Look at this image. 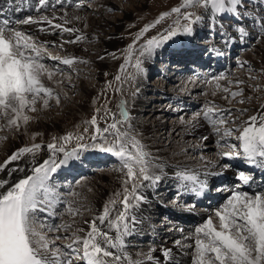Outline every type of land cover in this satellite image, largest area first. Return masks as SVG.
<instances>
[{
    "label": "rangeland",
    "instance_id": "obj_1",
    "mask_svg": "<svg viewBox=\"0 0 264 264\" xmlns=\"http://www.w3.org/2000/svg\"><path fill=\"white\" fill-rule=\"evenodd\" d=\"M263 1L264 0H243V4L238 7V15L227 14L213 16L204 5L184 8L182 6V0H77V6L75 7V5H72L69 8H71L70 10L76 9L77 11H73L79 12L81 20L85 21L83 31L89 34L96 33V38L84 37L81 39V46L87 50V52L83 53V56H87V60L82 61L79 59L78 61H74L71 65L63 64L60 60L49 59L48 54L53 57L64 58V54L62 53L63 50L60 46L56 45L54 42L39 40L34 32L23 27L20 31L27 36H31L33 41L38 45L42 44L46 48V52L42 53V62L45 63L48 68L53 69L54 73L57 74L56 76L66 77L70 82L64 87L58 86L57 90L53 92L54 96L58 95L60 98L59 107H61V110L66 108L65 106L73 105V102L69 100H73L78 104L82 100L86 102L85 106L81 107L85 109L86 113H84V115H81L82 112L79 109L77 111H79L80 114H78L79 112H76L75 109L74 115L71 118L68 117V119L62 121V112H57L56 114L52 113L55 122H64V126H62L63 129L55 130L54 133L49 134L45 139L41 140V137H39L38 141L34 139L36 142L32 139H27L28 141H26L30 144L28 143V146H26L31 147L35 144L41 145V148L36 151L35 155L45 158L47 152L44 149H46V146L50 143H55L57 148L63 146L66 151L72 150L78 144L91 145L92 141L90 137L95 134V126L90 125L88 122L95 116L97 125L104 128L113 122V116L116 120L123 121L125 118L120 115L121 109L119 106L124 103V110L126 112L130 111L131 114L128 115L126 122L123 123L124 126L122 127L123 124H118V128H120L121 131H126L129 138L134 137L138 140L143 145V149L146 152V150L148 151L149 149L146 148L147 145L144 137L139 130L142 131L145 128L153 129L156 124H161L162 131L169 132L176 121L184 119L188 122L194 116L204 119L203 116L207 110V106L217 110L214 112V114L219 115L216 116L217 120L224 119L226 121L223 125H218L220 127L218 136H223L222 134L225 130H231L232 134L230 136H224L221 140L220 138L216 140L215 137V139H211L210 143L202 144L196 142L193 136L189 137V140L180 139L178 130H171V134L168 135H172V138L175 139L173 143L170 145L172 140L166 137L160 139L158 144L162 146V148L167 149L170 147L180 148L182 146H189L191 150L188 155H190L189 158L192 160L202 159V155L203 159L207 161H212L220 157V161L229 167V158L222 155V153L233 151V157L236 156L235 152H240L241 155L243 154L242 147L240 146L241 142L238 137L242 133L246 123L250 120V117L256 116L258 111L264 107V28L261 27L262 23H264ZM56 2L60 3L62 0H57ZM102 2H109V5L98 6ZM67 3L68 0H65L63 6H67ZM177 7L181 8L182 14L177 15L173 13L165 19H160L164 13H171L172 9ZM60 9L65 8L60 7L51 10L56 11ZM45 12L37 16L43 15ZM188 12L192 13L193 19L197 16L201 17V19L191 25V34H184L182 31H178L176 36L163 44L167 50L173 49V51L162 52L165 48L159 47L155 49L154 54L151 56L139 55V50L142 49L149 40L159 37L168 29H177L188 24V21L185 20L183 16V14ZM127 15H129V17H127ZM212 17L218 20V28L214 27L215 19ZM158 20L160 22L156 23ZM121 24H124V26L118 31V26ZM149 25L154 26L150 27L147 32L140 35L139 39H137L138 34ZM240 27L246 29L247 35L240 36L238 34V28ZM44 35L47 37L61 38L67 41V34H63L57 30L50 34L42 33V36ZM118 36L122 43L121 41H117ZM120 36L124 38H120ZM185 42H190L191 45L194 46L197 45L200 49H196V52L193 54L183 51L185 49H195V47L188 48L183 46ZM106 44L108 46L112 44V46L108 47ZM130 45H135L136 52L131 63L126 66L124 72H121L120 68L121 65L125 64L127 55L126 50ZM113 54L115 55L113 56ZM195 54H200V56H194ZM136 59L142 62V72L136 71ZM204 60H206V62ZM178 62H183V67L177 69V71H173V73L169 71V69H171L170 67L179 64ZM214 63L220 64V66H217L220 70L213 71ZM111 68L116 69V71H113ZM202 73H206V75L202 76ZM137 74H139L144 81L141 90H139L137 81L134 78V75ZM117 75L121 77L120 80L115 79ZM221 79L228 87V92H231L229 93L230 96L226 95L228 96L226 98L221 95L222 93H214L218 96L216 97L217 101L209 103L208 98L210 97V92H208V89L211 86L213 87L214 83ZM82 83L91 88L93 93L88 100L84 99L82 96ZM201 83L207 84H203L205 87L203 86L202 90H199V88H201L199 86ZM226 86L223 85V89L227 88ZM215 87H217V85ZM232 93H242V95L233 96ZM136 98L137 100L139 99L140 102L138 105L137 103L132 104V100ZM241 101L244 102L241 103ZM49 104L51 111H54L56 108L54 107L55 100L51 99ZM106 109L108 110L107 115ZM34 114H36V112L26 109V115L30 117V122L34 120ZM75 117H79L78 120ZM42 118L43 117H40V119ZM5 125L6 120L0 118V128L3 129V131L0 132L4 134L7 133V127ZM85 129H87V131H85ZM160 133H155L154 136L159 137ZM68 134H72L73 137L83 135L84 139L82 141H77L74 138L70 142L65 143L63 137ZM2 138L5 141L3 147L5 148L10 139L7 137ZM225 138L228 140H224ZM97 142H99V138ZM231 145H236V148L232 149L230 147ZM129 150L135 151L131 143H129ZM82 152L83 154L82 156L80 154L79 159H81L83 155H91V153H94V155L97 156L95 158L98 159L84 161L77 170L72 169V172H67L65 170L71 167V165H74V162L77 163L76 160L79 159L70 160L67 166H62L57 169L59 172L60 169L65 171L61 172L60 176H56L55 173H52L50 184L60 185L56 187L55 191L57 196H60L57 200L58 203L61 204L62 198L63 204L56 210L55 216L50 219L53 221L52 224H50V221H47L48 219L46 216L38 214L43 226H37L38 231L43 232L47 237L49 236L48 234H52L55 231L60 232L57 236L61 238L56 241L60 242L59 247L68 253V258L72 259L73 264L86 263L84 259L80 260V258H77L75 252H71L72 250L70 251V249L65 247L68 244H72L74 233L76 232L74 229L72 230L68 222L74 221L78 226H82L84 219L91 217V214L89 212H83L84 215L77 217L75 213L69 212L70 202L73 200H75L76 203L82 201L84 205H89L90 200L88 196L95 195L92 183H95L100 175L107 174L106 176L111 178L110 187L107 188L102 182L96 183L103 189H110L118 184L117 179L112 175L119 178L121 169H124L123 172L125 173L127 171L123 165L119 166V159L117 160V158L110 153L101 152L91 147L87 152ZM61 156H63V153H56L57 161H59ZM100 156L104 157L101 159ZM119 162L121 161L119 160ZM163 164L169 166L176 163ZM242 172L244 173L245 171L242 170ZM209 173L210 172H207V175H209ZM138 175L137 169V176ZM125 176L128 179L127 175ZM172 176L173 173L168 170L161 174V179L155 184L156 191L153 192V198H156L155 201H157L156 203L158 204L152 207L150 213L147 214L141 222L140 227H136L129 235V242H127L128 247L126 246V248L132 251L137 250L138 252H142L151 246H163L169 240L176 242L175 237H182L186 234V231L190 232L195 230L196 232L198 228L203 227L202 223L199 226L196 218L191 219L189 221L190 224L186 225L182 222V219H178L175 213L169 217V209L176 212L179 210L185 211L181 201L177 200L178 195L174 192L169 194V188L166 190L164 189L166 186H170L171 188L175 187V185L172 184L173 181H171L173 178ZM238 179L237 177L235 182H238ZM138 182L144 183V181L137 179L135 183L138 184ZM61 185H63V187H61ZM217 185L218 184L212 186L213 191L217 188ZM228 186L229 184L225 185L220 191H217L218 194H220L218 199H221L219 203H227L230 197ZM75 187L76 189H78V187L82 189L85 188L86 192L84 198H81L78 193L74 196ZM243 192L246 191L243 190ZM252 194L254 193H249V195ZM122 199L123 196L120 197L115 194L110 201H116V203L111 204L110 201L108 203L110 206L118 207V210L121 207L122 210L123 206L120 203ZM130 203L133 204L134 200L130 199ZM154 207H156L157 210H153ZM195 208H197L196 210L198 212H201L199 211L200 209L198 210L200 207L196 206ZM187 213V217H194V213L188 211ZM44 217L47 220L44 219ZM209 218L212 219L213 224L216 226L217 224L212 218V215L209 216ZM192 220L194 221L192 222ZM49 229H51V231H49ZM57 229L59 230L57 231ZM134 234L138 235L137 239L132 237ZM73 248L80 249L79 255L82 256L83 252L81 245L73 244ZM168 262L169 261H167V264H174L173 261V263ZM176 263L177 261H175V264Z\"/></svg>",
    "mask_w": 264,
    "mask_h": 264
},
{
    "label": "snow or ice",
    "instance_id": "obj_2",
    "mask_svg": "<svg viewBox=\"0 0 264 264\" xmlns=\"http://www.w3.org/2000/svg\"><path fill=\"white\" fill-rule=\"evenodd\" d=\"M41 5H45L47 0H39ZM243 4V0H182L184 8L204 5L213 16L220 15H238V7ZM180 15L181 8L172 9L171 13H164L161 20L172 14ZM188 24L181 28L168 29L159 37L153 38L139 50V55L151 56L155 49L162 47L164 43L177 35L178 31L184 34H191V25L201 19V17L192 18V13L183 14ZM50 25L52 20L48 17H42ZM55 19V17H53ZM78 19V17H77ZM25 23L33 22L28 18ZM160 21H156L159 23ZM65 23L70 21L65 20ZM145 27L140 35L147 32L150 27ZM55 28H61V24H55ZM264 28V23L261 25ZM64 31L73 32L76 29L64 28ZM240 36L247 35L246 29L238 28ZM83 39V37H78ZM74 42V41H73ZM46 52L44 45H38L32 41L31 36H26L22 31L16 30L10 22L4 20L0 22V118H6V126L10 129H18L23 121L27 124L30 117L25 114L28 109L35 112V105L42 101L44 108L49 106L51 99L58 105L60 98L53 95V90L47 87L43 82V77L51 80L54 70L42 62V53ZM136 52L135 45H130L126 50L125 64L121 65L120 71L124 72L126 66L131 63ZM115 54H113L114 56ZM49 59L60 60L61 63L71 65L73 58L53 57L48 54ZM142 62L139 59L135 61L137 72H142ZM223 78V77H220ZM116 80H120L119 75ZM219 87V85H217ZM224 91H228L227 88ZM233 96L242 95V93H232ZM244 101H241L243 103ZM120 115L125 119L116 120L113 116V122L106 127L101 128L97 125V119L92 117L88 123L95 126V134L90 139L91 145L78 144L71 151L61 146L57 148L55 143H50L47 147L51 156L45 159L39 165L33 164L31 172L15 180H11V174L14 172L24 173L23 167H13L4 174L7 165L18 161L25 155L35 156L36 151L41 145L35 144L31 147H23L12 153L8 159L0 163V264H73L72 259L68 258V253L60 247H53L55 240H49L37 226H43L38 213H47L54 215L51 209L58 200L54 191V186L50 184L51 175L62 166H67L70 160L79 159L82 151H87L90 147L98 149L101 152L110 153L119 158L123 167L127 170L126 175L129 178L124 183L127 185L131 180L149 181L155 185L161 177L152 172L153 167L148 153L143 149V145L134 137L129 138L126 131H121L118 124L125 123L128 113L124 110V103L120 106ZM204 113V119L212 124L214 130L220 133V127L226 121L224 119L214 120L210 113L214 112L213 107H207ZM99 111V110H97ZM108 110L106 109V115ZM249 126L244 127L238 139L241 142L243 158L250 164L264 168V113H261L259 120L257 116L250 117ZM0 131H3L0 128ZM87 131V129H85ZM107 133V135H105ZM231 130H225L223 136H230ZM82 141L83 135L73 137L68 134L63 137L65 143L72 139ZM99 138V142H97ZM3 139V138H0ZM129 143L135 151L129 150ZM232 149L236 145L230 146ZM63 153L62 158L57 161L56 153ZM233 151L222 153V155L232 158ZM240 156V152H235ZM137 169L139 175L137 176ZM178 179L191 182L193 191L197 194L206 187V183L198 175L187 172L178 173ZM239 179L243 183H248L249 177L244 173L239 174ZM144 187L143 184H132L131 191L124 188L123 199L120 203L123 210H116L117 214L110 217V209L105 205L103 214L97 219L101 224L107 221V227L114 229L115 237L110 236L107 231L97 227L96 220L90 224V231L85 237L74 236L72 244L65 247L71 249L77 254V258L84 259L86 264H142L141 261L133 260L127 255H116L110 249L124 246L123 237L130 232L128 222L129 209L134 205L130 199L138 202L145 197L137 192V188ZM198 186V187H196ZM119 196L120 193H117ZM115 204L116 201H110ZM72 209L69 208V212ZM220 222L219 230L213 224L211 218L196 230V260L195 264H264V193H254L249 195L247 192H235L224 207L215 213ZM134 222V218H133ZM59 229H57L58 231ZM51 231V229H49ZM78 231H83L82 229ZM101 237L102 239H98ZM57 236L55 239L59 240ZM115 241V242H114ZM179 243V241H177ZM73 244L82 245V256L79 255L80 249L73 248ZM170 250H166L164 255L170 256ZM110 258V259H108Z\"/></svg>",
    "mask_w": 264,
    "mask_h": 264
},
{
    "label": "bare ground",
    "instance_id": "obj_3",
    "mask_svg": "<svg viewBox=\"0 0 264 264\" xmlns=\"http://www.w3.org/2000/svg\"><path fill=\"white\" fill-rule=\"evenodd\" d=\"M59 1H61V0H59ZM64 2H65V0H62V2H60L61 3L60 4L59 2H56L55 0H47V3L45 5H41L39 3V0H0V9H1V11H3V12L5 11L13 17H18V16L21 17L22 16V18L20 20V26L22 28L24 27L27 30H31L32 32H34V34L37 35L39 40H43L45 42H54V43H56V45H59L60 48L63 50L62 53L64 54V58H73L74 61H78L79 59L82 61L87 60V56H83V53L87 52V50L81 46V39H78V37H83V38L84 37H91L94 39V38H96V36H95L96 33L95 32H94L95 34L85 33V31H83L84 30L83 25L85 24V21L81 20V18L79 17V15H80L79 12L73 11L76 9L70 10L71 9V8H69L70 6H72V5H75V7L77 6L76 5L77 0H68L67 6H63ZM263 3H264V1H263ZM102 5L107 6V5H109V2H102L98 6H102ZM60 7L65 8V9H60V10H56V11L51 10V9H58ZM42 12H45V14L37 16L38 14H41ZM45 16L52 20L51 25L46 20L42 19V17H45ZM53 17H55V19H53ZM77 17H78V19H77ZM127 17H129V15H127ZM28 18H31V20L33 22L25 23L24 21H26ZM212 18L215 19V17H212ZM65 20L70 21V23H65ZM217 21H218L217 19L214 20V27L215 28H218ZM55 24H61L62 27L61 28H55L54 27ZM123 26H124V24L119 25L118 31H120L123 28ZM64 28L76 29L77 31L68 32V31H64L63 30ZM56 30L63 33V34H67V41H64L61 38L47 37L46 35L42 36V33H49L50 34ZM115 36H116V34H115ZM120 38H124V37L120 36ZM117 39H118L117 41H121V39H119V36ZM32 41H33V38H32ZM65 42H66V45H65ZM113 43H115V42H113ZM121 43H122V41H121ZM185 43H187L190 47H195V49H193V50H188V49L183 50V51L189 52L190 54L195 53L196 49H198V50L200 49V47H198L197 45H195V46L191 45L190 42H185ZM109 45L110 46H108V45L107 46L108 47L112 46V44H109ZM162 47L165 48V46H162ZM165 51H173V49L167 50L165 48L164 50H162V52H165ZM194 56H200V54L199 55L195 54ZM64 58H62V59H64ZM204 61L206 62V60H204ZM178 63L179 64L171 66L170 67L171 69H169V71H172V73H173V71H177V69L183 67V64H184L183 62H178ZM99 66H101V65H99ZM217 66H220V64H215L213 71L220 70V68ZM49 69H51V68H49ZM111 69L113 71H116V69H114V68H111ZM56 75L57 74H54L51 80L47 79L46 76L42 78L44 84L47 87L51 88L53 90V92H55L57 90L58 86L64 87L66 84L70 83L66 77L56 76ZM134 78L137 81L139 90H141L143 88V83H144L143 78L139 74L134 75ZM241 83H243V82H241ZM203 84L206 85L207 83L206 84L201 83L199 85L201 87V88H199V90H202V87L204 86ZM216 85H219V87H215ZM223 85L226 86L224 81L221 79L220 81H216L214 83L213 87L212 86L209 87V89H208V92H210V97L208 98L209 103L217 101L216 97H218V96H216L215 94L222 93L221 95H223V97L224 96L226 98L228 97L226 95H229V93H231V92L224 91ZM227 89H228V87H227ZM81 90H82V96L84 99L88 100L93 94L91 91V88H89L86 84H83V83H82V89ZM69 101L73 102V105L65 106L66 108H64L63 110H61V107H59V104L57 105L55 103L54 107H56V108L54 109V111H51L50 104L47 108H44L42 105V101H38L37 104L35 105L37 110L35 111L36 114H34L35 117H34V120H32V122L29 121L25 125V124H23V121H21L20 122L21 126L18 129H10L9 127H7L5 125L7 127L6 128L7 133L4 134V133L0 132V138L7 137L10 139V141L6 144L5 148H3L5 141L3 139H0V162L6 161L12 153L18 151L20 148H23L26 145L28 146L29 142H27L28 141L27 139H32L33 141H34V139L35 140L37 139L36 141H38L39 137H41L40 139L42 140V139H45L46 136H48L49 134L54 133L55 130L56 131L62 130L63 129L62 126H64V122H62V123L61 122H55V120H53L52 113L56 114L57 112H62V121L65 119H68V117L71 118L74 115L73 113L75 112L74 111L75 109H76V112H79V111H77L79 109L82 112L81 115H84V113H86L85 109L81 108V107L85 106V104H86V102L84 100H82L79 104L73 100H69ZM136 103H137V105H138V103H140L139 99L137 100V98L132 100V104H136ZM215 110L216 109H214V112H215ZM214 112L210 113V115H212L214 120H217L216 116H219V115L214 114ZM127 113H128V115L131 114L130 111ZM261 113H264V107L258 111V114H256V116L258 117V120H259V116ZM25 114H26V110H25ZM78 114H80V112ZM40 117H43V118L40 119ZM75 118L78 120L79 117H75ZM4 119L6 120V118H4ZM176 122H174L171 130L172 131L178 130V134H179L180 139L189 140V137L193 136V137H195L194 139L196 140V142H200L202 144L203 143L208 144V143H210L211 139H215V137H216V140L219 138L221 140V138L224 137V136H218L219 133H217L214 130L212 124H210L207 120L205 121V119H203V118H199V117L194 116L188 122L185 121L184 119L176 121ZM248 122L246 123L245 127L249 126ZM122 124H120V125H122ZM123 126H124V124L122 125V127ZM136 127H137V125H136ZM227 128H229V127H227ZM163 131H162V125L161 124H156L153 129L145 128L142 131L139 130V132L144 137L145 143L147 145L146 148L149 149L148 151L146 150V152L149 153V158L152 161V163L157 166V167L152 168V172H154L156 175L161 176V174L164 171H167V170L171 171L173 173V176H172L173 178L171 179V181L174 182V183L172 182V184L176 186L175 189H176L177 193L180 194V196H182V197L186 196V197L190 198L193 202H196V200H197L195 198V194L193 195V192H195L192 190L194 185L191 182L178 179V173L187 172L189 174L198 175L200 177V179L206 183V186H209L210 184H212L215 181L216 176L220 173H225V176H227V174H228L229 177L230 176H237L239 174V172L236 170V168L234 166L232 167L233 169L230 167H227V166L224 167V165L221 163V161H219V158L213 159L212 161H207V160L203 159V155H202V159L192 160L191 158H189L190 155H188L190 153V150H191V148L189 146H182L180 148L170 147L169 149L162 148V146H160L158 144L160 139H164L166 137L171 139L172 142L170 143V145L175 140L172 138V135H168V134H171L170 131L169 132H163ZM155 133H160V136L159 137L154 136ZM53 136H54V134H53ZM35 137H37V138H35ZM224 140L227 141L228 139L225 138ZM36 141H34V142H36ZM44 150L47 152V155L45 158L39 157L38 155H35L34 157L32 155H25L22 158H20L18 161H14L11 164L7 165V167L4 169V174L8 173L10 171V169L13 167H23L25 169V172L21 173V172L17 171V172L12 173L11 177H10L11 180H15L18 177H22L25 174L30 173L33 164L39 165L45 159H49V157L51 156V153L49 152L47 146H46V149H44ZM80 154L82 156L83 152H81ZM95 157H97V156H95L94 153H91V155L85 154V155H83V157H81V159L76 160L77 163L74 162V165H71V167L67 168V170H65V171L70 172L72 169L77 170L78 167H81V164L84 161H93V160L98 159ZM102 157L100 156L101 159H102ZM61 158H62V156L60 157V159ZM118 159L119 158H117V160ZM179 161H184V162H179ZM177 162H179V163H177ZM118 163H120L119 166H122V162H119V160H118ZM163 163H169V164L176 163V164H171L169 166H166ZM236 163H238V161H236L235 164ZM241 165L242 164L239 163V167ZM221 168H223V169H221ZM60 170H62V169H60ZM118 171H119V169H118ZM123 171H124V169L120 170L119 178L116 177L115 175H112L114 178L117 179L118 184L115 185L114 188H110V189H103L102 187H99V185L96 183V182H99V183L102 182V183H104V185L107 188L110 187L111 178H108V176H106L107 174L106 175L105 174L100 175L98 177V180H96L95 183L94 182L92 183V187H94L93 191L95 192V195L94 196H91V195L88 196L89 200H90L89 205H84L82 203V201L76 203L75 200H73L72 202H70L69 208L72 209L71 212L75 213L77 215V217L84 215L83 212H89L91 214V217L84 219V223L82 226H78L76 224V222H74V221L68 222V223H70L72 230L74 229L76 231L74 233V236L85 237L87 235V232L90 231L91 222L93 220H96L98 228H101L103 231H107L110 236L115 237L116 232L114 229H109L107 227V221H105L104 224H101L100 221L97 219V217L103 214V209H104L105 205H107L110 209V217H114L117 214L116 210H118V207L110 206L108 202L117 193H120L119 196L122 197L124 195V188L125 187H127L129 189V191H131L132 184L135 183V181L137 179L129 181V183L126 185L124 183V181L128 180L129 178L128 179L126 178V176H125L126 173ZM58 172H59V170H57L55 172L56 176L61 175V173L60 172L58 173ZM207 172H210L209 175H207ZM0 175H2V174H0ZM51 178H52V176H51ZM249 181H250V179H249ZM139 184H143L144 187L138 186L137 192L142 194L145 197V199L138 202V206H136L137 202L134 201V203H133L134 206L132 208H130L131 210L129 209L130 211L128 214V222L130 224V232L123 237V239H124L123 248L122 249L116 248V249H110V250L113 253H115L116 255H127L133 260L141 261L142 264H167V261H169V262L173 261L174 263H175V261H177L176 264H195V260H196V245H195L196 232H195V230H192L190 232L186 231V234L183 235L182 237H177V238L175 237L176 242L169 240L163 246H151V247L146 248L142 252H138L137 250L132 251L129 248H126L127 242H129V240H128L129 235L134 231V229L136 227H140L141 222L146 217V215L150 213L152 207L156 206L158 204V203H156L157 201H155L156 198L155 199L153 198V192L156 191L155 190L156 185L154 187V185H151L149 181H144V183L138 182V185ZM53 186H54V191H55L56 187H59L60 185L53 184ZM61 187H63V185H61ZM196 187H198V186H196ZM167 188H169V190H168L169 194L171 192H175V189L171 188L170 186H166L164 189L166 190ZM221 189L222 188H218L217 191H220ZM217 191H216V195L218 196ZM85 192H86L85 188L82 189V188L78 187V189H76V187H75L74 196L78 193V195H80L81 198H84ZM55 193H56V191H55ZM234 193L235 192L231 193L230 197L228 199H230ZM261 193H264V190ZM169 194H167V195H169ZM58 197L60 198V196H58ZM220 200L221 199H219V201ZM219 201L217 202L219 205L217 203H215L217 205H214V203L212 204V202H211V204L208 207H200L199 208L200 210L199 209L198 210L201 212L197 211L198 216L194 215V217L193 216L187 217L186 216V214H188L187 212L184 213V212H181V210H179L178 215L180 217L178 219H180V220L182 219V222L187 225V224H190L189 221L191 219L196 218V220L199 223V226L201 223L203 226L207 222V220L209 219V216L212 215V218L214 219L215 223L217 224L216 228L219 230L220 222H219L218 217H216L215 213H216V211L222 209L225 205L223 203H219ZM62 204H63V200L61 198V204L58 203V201H57L56 204L54 205V207L51 209V211L54 213V215L56 214V210ZM205 205H207V201L205 202ZM67 207H68V205H67ZM155 209H156V207L153 208V210H155ZM193 209H195V208H193ZM119 210H121V207ZM122 210H123V208H122ZM168 211H170V210H168ZM174 212H176V211H174ZM181 213H182V216H181ZM41 214L46 216L48 219L47 221H50V224H52L53 221L49 220V219L53 215L49 216L47 213H41ZM172 214L173 213L170 212L169 215L172 216ZM86 216H87V214H86ZM133 218H134V222H133ZM193 221L194 220H192V222ZM80 229H82L83 231L82 232L78 231ZM58 233H60V232L55 231L52 234H48L49 240H55V245H53V247H59V245H60L59 244L60 242H57L55 239V237H57V235H59ZM137 234H134L132 237L137 239V237H138ZM51 235H53L54 237ZM98 239H102V238L98 237ZM177 241H179V243H177ZM79 245H81V244H79ZM166 250H170V253H171L170 256L166 257L164 255V252ZM70 251H71V249H70ZM108 259H110V258H108ZM85 263H86V261H85Z\"/></svg>",
    "mask_w": 264,
    "mask_h": 264
}]
</instances>
